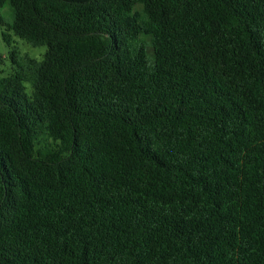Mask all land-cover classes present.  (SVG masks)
Wrapping results in <instances>:
<instances>
[{"label":"trees","instance_id":"trees-1","mask_svg":"<svg viewBox=\"0 0 264 264\" xmlns=\"http://www.w3.org/2000/svg\"><path fill=\"white\" fill-rule=\"evenodd\" d=\"M1 29L0 264H264V0H0Z\"/></svg>","mask_w":264,"mask_h":264},{"label":"rangeland","instance_id":"rangeland-1","mask_svg":"<svg viewBox=\"0 0 264 264\" xmlns=\"http://www.w3.org/2000/svg\"><path fill=\"white\" fill-rule=\"evenodd\" d=\"M1 14L8 17L10 15V11L3 10L1 11ZM1 31L2 29L0 30V52L5 54L7 57L5 64L0 67V76H5L7 74L14 72V69L17 66L9 58L10 47L3 41L1 37ZM12 39H13L12 46H16L19 52L18 59L20 63L26 67V71L28 72L27 68L29 66H32V59H42L45 51V46L34 47L32 46L31 43L23 39H20V37L16 36L13 33H12ZM30 87H31L30 85L27 87L28 92H30L31 89Z\"/></svg>","mask_w":264,"mask_h":264}]
</instances>
